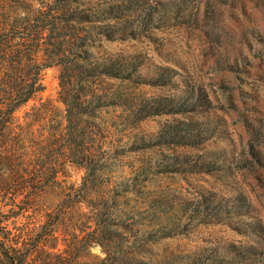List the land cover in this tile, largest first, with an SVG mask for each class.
I'll use <instances>...</instances> for the list:
<instances>
[{
    "label": "rangeland",
    "instance_id": "rangeland-1",
    "mask_svg": "<svg viewBox=\"0 0 264 264\" xmlns=\"http://www.w3.org/2000/svg\"><path fill=\"white\" fill-rule=\"evenodd\" d=\"M9 3L17 16L32 9ZM72 6L96 20L79 65L131 69L121 78L80 79L65 65L42 72L43 92L17 116L46 103V121L64 124L62 101L78 98L61 179L80 202L65 209L72 200L48 190L25 215L20 195L7 226L45 232L47 215L63 213L61 232L75 231L82 252L94 242L82 264H264V0Z\"/></svg>",
    "mask_w": 264,
    "mask_h": 264
},
{
    "label": "trees",
    "instance_id": "trees-1",
    "mask_svg": "<svg viewBox=\"0 0 264 264\" xmlns=\"http://www.w3.org/2000/svg\"><path fill=\"white\" fill-rule=\"evenodd\" d=\"M29 2L32 9L17 16L8 10L9 0H0V17L7 15L9 20L13 15L17 21L0 20V264H82L84 255H91L89 249L94 242L82 252L81 238L75 231L61 232L63 213L47 215L45 232L7 226L10 219L26 215L29 203L48 190L72 200L65 209H74L80 202L71 197V191L66 192L69 188L63 183L67 141L75 137L77 115H83L78 110V98L62 101L64 124L55 122L54 126L46 121V103L31 107L21 117L17 113L43 92L42 72L48 68L65 65L76 71L73 77L81 79L97 75L121 78L131 66L108 59L79 65L87 60L95 30L91 25L96 20L91 13L72 6L77 0H43L37 7L33 6L35 0ZM81 24L88 27L74 33L75 26ZM20 195L24 207L19 214L16 199ZM2 207H8L7 212L13 216L5 218ZM103 261L106 259H100Z\"/></svg>",
    "mask_w": 264,
    "mask_h": 264
}]
</instances>
